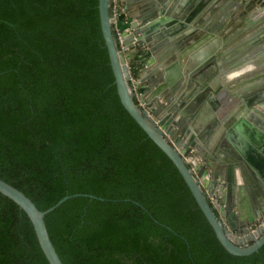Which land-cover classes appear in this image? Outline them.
<instances>
[{
    "label": "trees",
    "instance_id": "1",
    "mask_svg": "<svg viewBox=\"0 0 264 264\" xmlns=\"http://www.w3.org/2000/svg\"><path fill=\"white\" fill-rule=\"evenodd\" d=\"M141 61H131L139 76ZM0 176L41 209L65 264H264L225 248L121 101L99 0H0ZM91 193L103 197H90ZM0 264H50L0 191Z\"/></svg>",
    "mask_w": 264,
    "mask_h": 264
},
{
    "label": "water",
    "instance_id": "2",
    "mask_svg": "<svg viewBox=\"0 0 264 264\" xmlns=\"http://www.w3.org/2000/svg\"><path fill=\"white\" fill-rule=\"evenodd\" d=\"M125 6L146 46L142 53H151L135 83L152 115L134 97L110 0H99L122 103L176 164L225 248L239 255L259 250L264 225L251 231V223L264 213V0H125ZM0 191L27 212L50 264H65L45 216L81 193L41 209L1 176Z\"/></svg>",
    "mask_w": 264,
    "mask_h": 264
},
{
    "label": "built area",
    "instance_id": "3",
    "mask_svg": "<svg viewBox=\"0 0 264 264\" xmlns=\"http://www.w3.org/2000/svg\"><path fill=\"white\" fill-rule=\"evenodd\" d=\"M110 8H111V14L113 18V28L115 31L117 43L119 47L125 50L127 54V64H128L129 71H130V81H131L134 97L137 100V102L141 106L145 107L148 110V112L152 115L146 103L142 102L140 98L142 89H140L139 86L135 83L139 79L140 74L139 76H136L133 73V68L131 65V61L134 57L139 58L140 56L144 54L142 53V50L146 49V46L142 41H140L137 38V35L133 33L135 30V27L132 24L134 16L130 15L129 11L127 10L125 6L124 0H110ZM127 36H129V39H131L130 44H127L125 42ZM139 49L141 52L138 51ZM139 69L140 70L142 69V63L139 66ZM207 175L211 176L210 173H208ZM263 225H264V213L261 217L255 219L251 223V231Z\"/></svg>",
    "mask_w": 264,
    "mask_h": 264
},
{
    "label": "crops",
    "instance_id": "4",
    "mask_svg": "<svg viewBox=\"0 0 264 264\" xmlns=\"http://www.w3.org/2000/svg\"><path fill=\"white\" fill-rule=\"evenodd\" d=\"M124 3H125V0H124ZM150 54H151L150 52H147V53L143 54L142 57L140 56L139 59L142 60L143 57L148 58V56H149ZM146 82H147V81H146Z\"/></svg>",
    "mask_w": 264,
    "mask_h": 264
}]
</instances>
